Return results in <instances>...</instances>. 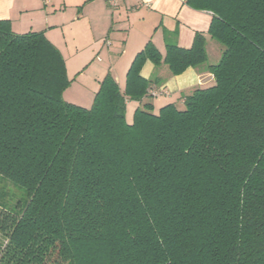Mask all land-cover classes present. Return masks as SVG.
Here are the masks:
<instances>
[{
  "label": "trees",
  "instance_id": "trees-1",
  "mask_svg": "<svg viewBox=\"0 0 264 264\" xmlns=\"http://www.w3.org/2000/svg\"><path fill=\"white\" fill-rule=\"evenodd\" d=\"M185 1L213 13L215 84L132 122L145 60L204 66L203 34L164 58L149 41L125 92L108 73L85 108L64 100L66 63L44 32L0 20V174L29 197L0 224V264H264V0Z\"/></svg>",
  "mask_w": 264,
  "mask_h": 264
},
{
  "label": "crops",
  "instance_id": "crops-1",
  "mask_svg": "<svg viewBox=\"0 0 264 264\" xmlns=\"http://www.w3.org/2000/svg\"><path fill=\"white\" fill-rule=\"evenodd\" d=\"M0 20L10 21L15 33L43 31L64 57L85 58L82 74L91 68L98 79L111 73L122 92L134 58L149 41L164 58L167 43L190 48L196 35L203 34L208 53L204 66L173 75L164 61L155 65L145 60L140 73L151 80L150 92L140 101L127 100L134 111L146 103H152L156 113L167 104L180 108L194 90L215 84L207 68L221 57V45L209 33L213 13L185 0H115V5L109 0H0ZM211 54L215 62L209 61ZM87 88H92L86 87L89 93ZM98 90H90L89 96L95 98Z\"/></svg>",
  "mask_w": 264,
  "mask_h": 264
},
{
  "label": "rangeland",
  "instance_id": "rangeland-1",
  "mask_svg": "<svg viewBox=\"0 0 264 264\" xmlns=\"http://www.w3.org/2000/svg\"><path fill=\"white\" fill-rule=\"evenodd\" d=\"M99 57L101 58L102 63L103 61L104 63L106 62L107 59L105 60V57L103 55H99ZM99 57H96V63H99ZM63 58L66 63L68 78L71 81L63 92L64 100H71L74 102V104H79V106L90 108L94 102V97L89 96L91 93L90 90H98L101 84V81L99 80H103V77L105 75H102L100 79H98L96 73L92 70V68L90 69L89 66H87V70H90L84 72L85 74H82V70H85L86 67L85 66L83 68V66L87 62L85 58L64 56ZM214 60V56L211 54L209 61L215 62ZM87 86L92 88H87L89 90V93L85 90ZM179 106L181 109H183L185 105L179 104ZM157 112H159V108ZM133 117L134 109L130 103L129 105H127L126 118L129 122H132ZM28 201L29 197L24 187L12 183L6 177L0 174V224H2V220L5 221V224H10L11 218L20 215L23 208L27 205ZM7 214H11V218L8 217L9 215ZM0 242L3 244L6 242L5 235L3 234L1 229Z\"/></svg>",
  "mask_w": 264,
  "mask_h": 264
},
{
  "label": "built area",
  "instance_id": "built-area-1",
  "mask_svg": "<svg viewBox=\"0 0 264 264\" xmlns=\"http://www.w3.org/2000/svg\"><path fill=\"white\" fill-rule=\"evenodd\" d=\"M109 1L111 2V4H114L115 5V0H109Z\"/></svg>",
  "mask_w": 264,
  "mask_h": 264
}]
</instances>
